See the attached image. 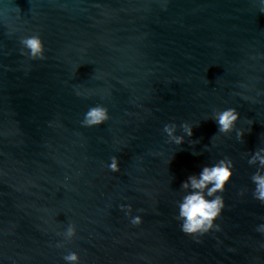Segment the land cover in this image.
<instances>
[{
    "label": "water",
    "instance_id": "water-1",
    "mask_svg": "<svg viewBox=\"0 0 264 264\" xmlns=\"http://www.w3.org/2000/svg\"><path fill=\"white\" fill-rule=\"evenodd\" d=\"M260 7L0 0V264H65L68 251L79 264H264V204L252 198L256 167L245 155L264 146ZM33 35L42 60L22 49ZM93 106L109 119L82 127ZM228 108L240 113L237 129L253 121L243 143L210 119ZM184 122L193 136L168 142L164 125ZM224 158L234 169L219 193L220 231L185 235L181 182ZM69 224L76 235L65 241Z\"/></svg>",
    "mask_w": 264,
    "mask_h": 264
},
{
    "label": "clouds",
    "instance_id": "clouds-1",
    "mask_svg": "<svg viewBox=\"0 0 264 264\" xmlns=\"http://www.w3.org/2000/svg\"><path fill=\"white\" fill-rule=\"evenodd\" d=\"M261 5L259 11L264 13V0H259ZM22 49L26 50V54L30 59H44V45L39 36H29L20 41ZM25 54L24 51L21 53ZM79 94V93H77ZM109 119V113L103 106H93L84 114L81 121L82 127H94L105 123ZM210 119L217 125V132L223 134L233 133L235 131V139L237 142L243 143V137L246 132L251 131L250 120L248 129H237V122L240 120V113L234 108H228L223 111L214 112ZM179 131L182 134H177ZM163 133L166 135L168 142L175 145H182L185 138L193 136V127L184 122L179 126L175 123L165 124ZM207 146H205V150ZM192 155H201L198 152H192ZM248 157L247 163L255 166L256 171L251 175L250 179L254 188L252 190V198L264 204V146L257 147L254 151L246 152ZM109 168L112 171L118 170V161L113 157ZM234 164L231 159H220L211 165H205L196 174L188 175L180 184V190L184 193L177 205V220L179 221V229L185 235L193 238L203 236L209 231H220L219 225L216 223L221 216L225 207L223 193L226 185L233 176ZM121 211L129 216V223L133 226L141 223L139 215H131L130 206H121ZM256 231L264 234V223H260L256 227ZM65 241L71 240L76 235V228L73 224H69L62 234ZM198 242V241H197ZM63 243H57L56 247H63ZM65 264H79V255L77 252L68 251L62 257Z\"/></svg>",
    "mask_w": 264,
    "mask_h": 264
}]
</instances>
